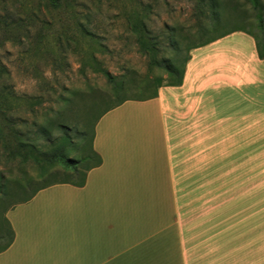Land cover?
<instances>
[{
  "label": "crops",
  "instance_id": "1",
  "mask_svg": "<svg viewBox=\"0 0 264 264\" xmlns=\"http://www.w3.org/2000/svg\"><path fill=\"white\" fill-rule=\"evenodd\" d=\"M239 32L248 40L193 49L182 85L105 112L102 164L82 186H38L15 204L0 264H264V232L221 215L223 170H248L264 126L253 107L264 59Z\"/></svg>",
  "mask_w": 264,
  "mask_h": 264
},
{
  "label": "rangeland",
  "instance_id": "2",
  "mask_svg": "<svg viewBox=\"0 0 264 264\" xmlns=\"http://www.w3.org/2000/svg\"><path fill=\"white\" fill-rule=\"evenodd\" d=\"M216 3L214 21L211 0L205 15L198 0H66L59 9L47 0H0V250L12 238L7 213L15 204L35 187L81 179L86 165L77 174L71 166L92 145L97 117L123 99L147 97L154 89L148 78L168 82L163 69L151 72L131 20L146 21L160 57H175L168 39L175 29L182 67L193 43L236 28L259 32L264 0ZM235 38L249 36L235 31L225 41ZM253 95L256 119L264 113V84H254ZM253 131L248 170H223L221 215L264 232V126ZM60 147L64 159L44 160Z\"/></svg>",
  "mask_w": 264,
  "mask_h": 264
},
{
  "label": "trees",
  "instance_id": "3",
  "mask_svg": "<svg viewBox=\"0 0 264 264\" xmlns=\"http://www.w3.org/2000/svg\"><path fill=\"white\" fill-rule=\"evenodd\" d=\"M48 3L55 9H59L61 7H63L66 4V0H47ZM255 5H257L259 3V0H253ZM199 6H200V14L205 15L204 12V8H205V0H198ZM71 5L67 3V6ZM218 5L216 3V0H211V10H212V19L214 21L219 19V13L217 11ZM131 26L132 29L134 31V33L136 34L137 38H138V42L140 45V48L142 50V52L147 55L149 57V67L151 72L154 70V68H160L163 69L167 74H168V82L164 83V81L166 80V78H162L161 76L155 77V78H148L146 80V83L148 84V86H151V84L153 85L154 89L151 91V93L144 98H127V99H123L121 101H119L116 105L106 109L105 111H103L96 119V122L94 124V128H93V135L91 138V141L89 144L90 148L88 149V151H85L83 148V150L81 151V155H80V159L77 160L76 163H74L71 167H72V171L73 173H80L82 172L80 165L85 164V170L84 172H82V177L79 181L75 180H63V181H56V182H51V183H47L42 185L43 187H48L52 184L55 183H75L78 184L80 186L84 185L87 179V171L92 169L93 167H97L99 165L102 164V158L101 156L94 150L93 148V139H94V135H95V127H96V123L98 122V120L101 118V116L107 112L108 110L122 104L123 102L127 101V100H147V99H151L154 97L158 96V90L160 87L163 86H180L183 84V80H184V75H185V68H186V64L187 62L190 60L191 55H190V51H192L195 48L207 45L219 38L225 37L235 31H245L248 34H251L256 41V46H257V51H258V55L260 59H264V19H261V24L259 25V32L258 33H253L250 31H247L245 29H241V28H236L233 29L231 31L228 32H224V33H220L217 36H214L212 38H209L205 41H202L200 43H193L191 45L188 46L187 50L189 51V55L184 59L183 62V66L179 67L177 65V61L178 59L176 58V56L180 53L181 51V47H180V43L178 41V39L175 37V29H172V32L169 35V41L170 44H172V46L174 47L175 50V57H167V56H161L160 57V47H159V43L157 42V39L152 38L151 37V33L150 30L148 29V26L146 24V21L142 18V19H138L137 21H133L131 20ZM203 31H207V28H203ZM202 30V29H201ZM103 73L105 74H109L108 71L106 70H102ZM124 85V84H123ZM49 129L46 128L45 129V133H48ZM80 135L82 137V140L85 141L86 137H87V133L86 132H80ZM67 140V138H66ZM63 148H56V150H54L52 153L46 152L45 158L44 160L48 163H52V161L56 158H60L62 157V159H64V153L62 152ZM68 162V160L66 161ZM45 170V168H44ZM43 170V174L45 173V171ZM46 175V173H45ZM53 176V175H50ZM35 193V192H33ZM13 236H14V232L12 231V238L9 241V243L4 246L1 250L6 249L8 247V245L11 243V241L13 240Z\"/></svg>",
  "mask_w": 264,
  "mask_h": 264
}]
</instances>
